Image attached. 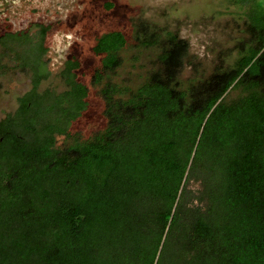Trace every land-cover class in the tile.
Here are the masks:
<instances>
[{
    "label": "trees",
    "instance_id": "obj_1",
    "mask_svg": "<svg viewBox=\"0 0 264 264\" xmlns=\"http://www.w3.org/2000/svg\"><path fill=\"white\" fill-rule=\"evenodd\" d=\"M247 2L237 56L206 76L182 78L188 43L167 32L139 85L113 83L127 39L99 35L106 122L81 139L78 60L40 91L47 27L5 31L31 87L0 119V264H264V0Z\"/></svg>",
    "mask_w": 264,
    "mask_h": 264
},
{
    "label": "rangeland",
    "instance_id": "obj_2",
    "mask_svg": "<svg viewBox=\"0 0 264 264\" xmlns=\"http://www.w3.org/2000/svg\"><path fill=\"white\" fill-rule=\"evenodd\" d=\"M247 0H0V119L18 107V98L31 87V71L14 65L3 35H34L47 27L42 56L49 70L39 90L65 88L60 70L76 58L77 80L86 84V108L72 123L74 138H86L105 125L100 88L93 75L100 55L92 48L97 37L111 30L124 33L127 43L119 51L121 65L109 73L113 83L135 88L157 63L167 32L187 41L188 54L182 78L206 76L216 65L231 63L245 32ZM21 53V52H19ZM65 142L62 136L57 143Z\"/></svg>",
    "mask_w": 264,
    "mask_h": 264
},
{
    "label": "built area",
    "instance_id": "obj_3",
    "mask_svg": "<svg viewBox=\"0 0 264 264\" xmlns=\"http://www.w3.org/2000/svg\"><path fill=\"white\" fill-rule=\"evenodd\" d=\"M263 6H264V3H263Z\"/></svg>",
    "mask_w": 264,
    "mask_h": 264
}]
</instances>
